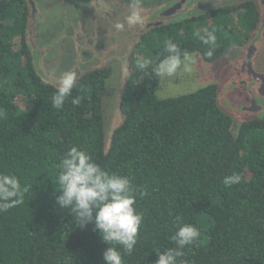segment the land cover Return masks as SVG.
Returning <instances> with one entry per match:
<instances>
[{
    "label": "trees",
    "instance_id": "16d2710c",
    "mask_svg": "<svg viewBox=\"0 0 264 264\" xmlns=\"http://www.w3.org/2000/svg\"><path fill=\"white\" fill-rule=\"evenodd\" d=\"M27 14L25 0H0V172L16 174L27 189L21 204L0 213V264H104L110 245L99 231L91 223L79 228L56 203L57 165L71 146L102 168L130 176L146 193L137 195L134 206L144 219L133 253H122L124 264H155L156 251L174 247V222L201 232L198 245L184 250L188 264H264V118L243 121L234 131L217 84L159 98L161 78L151 74L168 40L208 63L223 58L256 28L257 5H226L143 33L131 60L145 67L127 80L122 118L110 133L103 98L112 68L77 78L79 106L69 99L63 109L53 108L56 85L45 83L34 66ZM204 27L217 29L211 59L195 37ZM233 172L241 182L225 187L223 177Z\"/></svg>",
    "mask_w": 264,
    "mask_h": 264
},
{
    "label": "clouds",
    "instance_id": "9594fccd",
    "mask_svg": "<svg viewBox=\"0 0 264 264\" xmlns=\"http://www.w3.org/2000/svg\"><path fill=\"white\" fill-rule=\"evenodd\" d=\"M143 0H129V14L124 22H116V31L125 30V25L134 27L143 22ZM184 17L177 18V23ZM217 29L204 27L195 33L196 39L207 46L204 55L211 59L216 51ZM191 55L187 50L168 40L164 44L162 58L151 68L156 78L177 76L181 72L191 71L189 67ZM143 69L145 64H138ZM47 83V81H45ZM83 87L77 83V73L64 71L57 78V85L51 96L52 107L61 110L66 101L79 106L83 99L80 95L73 96ZM56 176L59 193L56 203L60 208H67L72 213L75 224L84 229L89 223L99 231L101 239L110 245L103 253L104 264H124L123 254L131 255L138 240V233L143 223V215L134 206L137 195H146L138 191L130 176L110 172L102 168L92 155L79 146H71L59 160ZM241 175L233 172L222 179V184L230 188L241 182ZM23 188L19 177L14 173L0 172V213L7 212L23 202ZM176 223L175 234L171 236L174 247L158 252L155 264H188L182 257L185 248L197 246L201 238L199 228L191 223Z\"/></svg>",
    "mask_w": 264,
    "mask_h": 264
},
{
    "label": "rangeland",
    "instance_id": "374dc122",
    "mask_svg": "<svg viewBox=\"0 0 264 264\" xmlns=\"http://www.w3.org/2000/svg\"><path fill=\"white\" fill-rule=\"evenodd\" d=\"M38 1L42 4V12L46 20L41 26V36L45 38L38 41V47L49 46L46 51L47 58L51 59V68L56 69L55 72L50 73L51 75L59 77L64 71H74L78 78L80 74L97 67L112 68V75L107 80L103 98L105 130L106 133H110L122 118L120 109L122 88L137 68L130 57L135 48L133 45L140 37V35L135 36V29H138L151 13L172 0H143V22L134 27L125 25V30L122 32L116 31L113 25L116 22H124L129 14V0H100L104 4L103 7L99 5L100 13H95L91 8V5H97L94 0ZM76 24L82 25L90 35L88 46L96 44L91 49L88 62L86 60L90 49L84 47L75 54L73 48H69L70 43L67 39L74 33ZM95 26H98L97 35L94 33ZM134 52L138 54L136 50ZM237 52L238 47L234 46L226 56L213 63L204 61L198 53L192 54L189 62L191 71L161 78L156 96L159 98L178 96L210 84L221 86L233 72L237 63ZM230 89H233L231 85L223 90L219 102L222 108L233 116V112L239 110L227 100L226 93ZM239 124L238 120L234 121V131H237Z\"/></svg>",
    "mask_w": 264,
    "mask_h": 264
},
{
    "label": "flooded vegetation",
    "instance_id": "af4514ba",
    "mask_svg": "<svg viewBox=\"0 0 264 264\" xmlns=\"http://www.w3.org/2000/svg\"><path fill=\"white\" fill-rule=\"evenodd\" d=\"M25 1L28 11L25 36L32 61L36 70L45 81L57 85L58 77L50 74L55 72L56 69L51 68V59L47 58L46 51H48L49 46L39 45L38 47V41L45 38V36H41V26L46 22L42 12V4L38 0ZM94 1H96L97 5H91V8L95 13H100V6L103 7L104 4L100 0ZM248 1L254 2L258 7L259 20L257 26L250 32L249 38L242 45H237V63H235L236 65L229 79L224 81L221 86L217 84L218 99L224 89L230 85L233 87V89L227 91L226 97L229 104L239 110V112H233V116H231L234 118V121L238 120L240 124L252 118H264V0H172L151 13L145 22L138 29H135V36L138 37L140 35L141 37L143 33L152 27L176 22L180 16H183L184 19L192 18L212 9H218L226 5L233 6ZM94 30L95 35H97L96 30H98V26H95ZM73 32L67 39L70 43L69 48H73L75 54L81 48L87 47L90 49L86 60L88 62V58L91 56V49L96 44L88 46L90 35L82 25H74ZM94 37L96 38V36ZM140 37L135 42V45H133L135 47L134 51L140 42ZM134 51H132L131 55ZM82 65L79 66L81 67ZM85 73L80 74L79 77ZM124 87L125 85L122 88V94Z\"/></svg>",
    "mask_w": 264,
    "mask_h": 264
}]
</instances>
